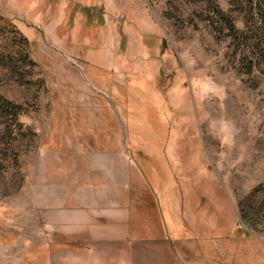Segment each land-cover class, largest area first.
I'll return each mask as SVG.
<instances>
[{
	"label": "rangeland",
	"instance_id": "1",
	"mask_svg": "<svg viewBox=\"0 0 264 264\" xmlns=\"http://www.w3.org/2000/svg\"><path fill=\"white\" fill-rule=\"evenodd\" d=\"M227 20L258 35L232 0H0V264H264V31ZM88 150L131 162L119 242L44 232Z\"/></svg>",
	"mask_w": 264,
	"mask_h": 264
},
{
	"label": "crops",
	"instance_id": "2",
	"mask_svg": "<svg viewBox=\"0 0 264 264\" xmlns=\"http://www.w3.org/2000/svg\"><path fill=\"white\" fill-rule=\"evenodd\" d=\"M79 157L85 162L84 173L80 171L83 175L77 180L65 177L60 181L56 177L54 184L40 191L39 213L45 220L44 232L81 245H85L83 241L119 242L127 235L131 221L132 165L127 153L88 150ZM70 260L72 264H84L78 257Z\"/></svg>",
	"mask_w": 264,
	"mask_h": 264
},
{
	"label": "trees",
	"instance_id": "3",
	"mask_svg": "<svg viewBox=\"0 0 264 264\" xmlns=\"http://www.w3.org/2000/svg\"><path fill=\"white\" fill-rule=\"evenodd\" d=\"M232 2L238 7L241 12L245 13L249 22L257 29V31L255 32H257L258 35L256 34L255 38L251 36H249V38L242 37L241 35H243V30H237L234 26V23L227 20L230 33L231 35L234 34L232 36V40L234 39L235 41H239L241 45H246L247 48H245L244 50L246 52H249L248 48H250V46L257 48L260 45L259 41H261V38L258 31H264V0H232ZM83 10L85 11L86 9ZM86 17L87 24L90 23V25L93 24L94 17H96V21L94 22L98 24L101 23L102 20L100 16H97L94 12L91 11H89ZM7 105L8 104H6V107ZM6 107H3L5 111L7 110ZM240 230L244 233V235H247L248 237L250 236V234L243 228H241Z\"/></svg>",
	"mask_w": 264,
	"mask_h": 264
}]
</instances>
